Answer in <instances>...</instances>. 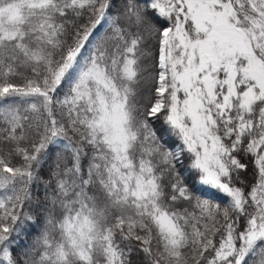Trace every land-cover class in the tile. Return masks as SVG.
Returning <instances> with one entry per match:
<instances>
[{
	"label": "snow or ice",
	"instance_id": "6c2138e0",
	"mask_svg": "<svg viewBox=\"0 0 264 264\" xmlns=\"http://www.w3.org/2000/svg\"><path fill=\"white\" fill-rule=\"evenodd\" d=\"M250 261L264 0H0V264Z\"/></svg>",
	"mask_w": 264,
	"mask_h": 264
},
{
	"label": "trees",
	"instance_id": "16d2710c",
	"mask_svg": "<svg viewBox=\"0 0 264 264\" xmlns=\"http://www.w3.org/2000/svg\"><path fill=\"white\" fill-rule=\"evenodd\" d=\"M105 28H106V26L103 28L101 27L99 29L98 35H102L104 33ZM149 43H150V47L152 49V55L154 57L155 56L156 41L152 40ZM144 62L150 63L149 60H145ZM153 124L157 128L158 134H160L162 136V141L165 143L166 148L175 149V146L178 143V140L174 136L170 137V136L164 134L160 120L153 121ZM56 151H57V146H54L52 149H50V152L53 154ZM245 162L249 163V169H248V172L244 174V179L246 180L247 183L251 184L253 182L252 166H251L249 161L246 160ZM49 164H51V160H49ZM188 164H189V160H188L187 155H185L183 164L180 165L179 167H180V171H181L182 175L185 177H188V183H189V185L192 186L193 191L197 195H201L203 198L210 199L213 202H218L221 204L226 202V198L221 193H219L218 191H216L214 189H210L207 186H201L198 183H195L189 174ZM46 168H47V166H46ZM45 174H46V171H45ZM183 206L189 207V209L191 210V205L185 204ZM41 227H42V221L38 222L37 225L30 230V235H29L28 241H26V243L30 242L31 239L35 235H38ZM249 264H251V261L249 262Z\"/></svg>",
	"mask_w": 264,
	"mask_h": 264
},
{
	"label": "rangeland",
	"instance_id": "374dc122",
	"mask_svg": "<svg viewBox=\"0 0 264 264\" xmlns=\"http://www.w3.org/2000/svg\"><path fill=\"white\" fill-rule=\"evenodd\" d=\"M105 26H106V25H105ZM105 26H104V27H105Z\"/></svg>",
	"mask_w": 264,
	"mask_h": 264
}]
</instances>
